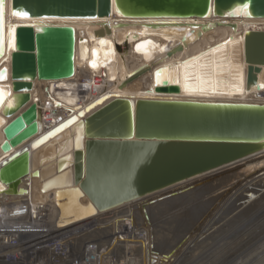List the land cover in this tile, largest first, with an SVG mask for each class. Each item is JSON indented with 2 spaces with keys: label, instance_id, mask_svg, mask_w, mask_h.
<instances>
[{
  "label": "water",
  "instance_id": "obj_1",
  "mask_svg": "<svg viewBox=\"0 0 264 264\" xmlns=\"http://www.w3.org/2000/svg\"><path fill=\"white\" fill-rule=\"evenodd\" d=\"M16 1L25 3L28 16L39 20L36 27L20 26L16 31L17 49L12 54V79L14 84L20 85L25 77L59 81L75 76V30L70 26L50 25L44 22L43 17H109L116 9L124 19L198 21L205 19L213 6L221 15L222 9L231 7L233 0ZM241 1L251 14L250 20L264 21V0ZM2 3L0 40L3 45L0 44V58L5 54L6 32V0ZM104 4L106 11L101 10ZM119 48L118 45L120 51ZM246 60L251 65V78L253 68L259 71L264 66V31L259 32L246 47ZM140 73H133L121 88L127 87ZM163 84L156 88L157 92H179L178 86H169L167 81ZM99 100L44 134H40L41 113L37 103H32L3 129L5 141L1 149L10 154L35 136L40 135L33 141V149L49 142L56 136L54 132L65 125V133L74 132L82 126L79 146L77 138H74V148L70 153L45 166L48 168L55 164L56 169L54 174L47 176L49 180L44 191L58 189L61 204L67 202L66 195H70L83 207L78 209V213L66 210L70 219L105 213L228 165L246 161L264 151V105L116 97L97 107ZM262 159L264 155L253 159L257 161L252 165L234 170L238 172V180L220 193V199L203 213L192 232L209 220L230 190L264 167L263 162L257 166ZM254 167L259 168L246 171ZM30 174L33 178L42 176L37 168L32 170L29 150L1 163L0 182L7 186L5 193H23L21 185ZM57 180L61 183L58 184ZM212 180L204 179L198 185L204 186ZM83 201L86 205L82 204ZM154 202L145 203V211ZM263 206L264 199L254 205L255 212ZM263 236L264 229L242 243L232 256L241 255ZM253 264H264V255Z\"/></svg>",
  "mask_w": 264,
  "mask_h": 264
},
{
  "label": "bare ground",
  "instance_id": "obj_2",
  "mask_svg": "<svg viewBox=\"0 0 264 264\" xmlns=\"http://www.w3.org/2000/svg\"><path fill=\"white\" fill-rule=\"evenodd\" d=\"M17 3L16 0H6L5 54L0 58V73L5 76L0 80V165L12 156L29 150L30 166L32 170L37 168L42 176L33 178L30 174L25 177L21 185L24 192L20 195L6 194L7 186L0 182V202L5 207L8 223L24 229L28 228L25 227L26 220L35 217L60 228L77 227L75 229H80L94 224V227L88 229L89 231L86 229L84 233L88 235L103 233L107 227H100L99 224L103 223V218L112 212L126 210L141 201L166 197L170 192L180 194L183 191L208 186L202 193L200 192L198 200L192 206L190 205L191 207H188V204L170 206L171 211H176L173 213L174 216L187 215L191 218L188 229L190 234L193 235L199 231H191L195 218L198 217L200 220L203 215L202 212L201 215H194L195 210L205 208L211 202L215 204V200L221 197L220 193L229 184L238 180V172L236 173L234 170L252 165L257 161L253 159L263 156L264 151L246 161L228 165L200 178L186 181L105 213H94L70 219L66 210L73 213L83 207L78 203V200L70 195H66L67 202L61 204L58 189L44 191L49 180L47 176L54 174L56 169L55 164L48 168L45 166L70 153L74 148V138H77L79 146L82 138V126H78L74 132L67 131L66 133L64 128L67 125L61 127L54 132L56 136L53 139L37 149L31 148L33 141L40 135L35 136L16 147L10 154L4 153L1 149V145L5 141L3 129L32 103L39 105L40 134L50 131L71 115L77 114L99 99L96 103L97 107L116 97L133 98L134 100L158 99L264 105V66L260 67L259 71H255L253 68V75L250 78L251 65L246 60V47L254 41L259 32L264 31V21L250 20L251 14L247 9L248 14L245 15L244 8L247 6L241 0H233L231 7L222 9L221 15L216 13L213 6L209 15L198 21L124 19L116 9L112 10V15L109 17H43L44 22L50 25L70 26L75 30V76L59 81H41L38 78L25 77L21 80L20 85H16L12 79V54L17 49L16 31L20 26L36 27V23L39 21L32 17L24 19L14 16V12H25L26 4L21 1L18 5ZM106 7L104 4L101 10L106 11ZM237 9L240 10L239 14H236ZM118 45L120 51L117 49ZM138 71L141 73L132 79L127 87L121 88L123 82ZM158 72L160 73L159 82H157L156 75ZM186 77L187 79H185ZM164 81H167L169 86H178L179 92L171 94L157 92L156 88L163 86ZM185 84L189 86L190 90H186ZM56 145H58V149ZM261 163L264 164V159L257 163V166H260ZM255 168L259 167L246 171L252 172ZM207 178L214 180L204 186L198 185ZM60 183L61 181H58V184ZM246 183H248L246 190L264 187V167L250 175L234 189L228 190V194L216 206L211 217L219 210L226 208L225 201L229 197L233 198L238 189ZM241 193L239 194L242 195ZM245 195L247 194L241 197ZM253 198L240 201L241 203L232 210V213H236V218L246 217L255 211L256 208L250 207L247 203L248 201L255 202L256 197ZM82 204L86 205L84 201ZM84 210L86 209L84 208ZM128 210L124 216H127L126 214L132 208ZM200 211L202 210L200 209ZM52 218L55 221H51ZM123 220L117 218L111 222L113 223V227H111L112 239L118 237L119 233L129 232L128 234L136 238L135 241L132 237L131 242L137 248L138 258L136 259L140 262L138 264H148V257L151 253L149 254L150 245L146 234L137 231L131 224L120 223ZM85 234L84 236L87 235ZM112 239L108 243V247H104L106 250L105 253L103 252L104 254L119 253L120 238L115 241ZM258 245L259 247L256 249ZM122 251L123 249L120 250L123 256L125 253ZM263 255L264 236L240 255L239 260L235 261L236 264H253L257 258ZM242 259L244 260L240 261Z\"/></svg>",
  "mask_w": 264,
  "mask_h": 264
},
{
  "label": "rangeland",
  "instance_id": "obj_3",
  "mask_svg": "<svg viewBox=\"0 0 264 264\" xmlns=\"http://www.w3.org/2000/svg\"><path fill=\"white\" fill-rule=\"evenodd\" d=\"M247 184L248 183L243 184L239 188L243 193L238 189L239 193L247 195L241 197L242 195L237 192L238 194L235 193V195H233L234 199L229 197L225 201L227 207L216 212L209 218L205 225L202 226L201 230L199 229V231L193 235L188 231L191 218L187 215L174 216L173 213L176 211H171L170 206L188 204V207H191L198 200L199 194H201L208 186L197 187L186 192L183 191L180 194L170 192L171 194L169 193V195H166L169 196L168 198L154 199L155 202L147 206L146 211L144 206L148 200L141 201L128 208H132L129 213V210L126 209L128 210V214H126L127 216H124V213L126 212L124 209L112 212L109 216L103 218V223L99 224L101 225L100 227H107L103 233L92 235H88L87 233L86 235L84 233L86 229L90 230L91 227H94V224H91V227H88L89 225H87L78 229L81 233H79L77 243L82 245L83 248L88 242L97 240L98 242H101V245L104 247H108V243L112 239L113 233L111 228L113 227V223L111 222H113L114 219L120 218L124 219L120 223H125L126 225L131 224L132 227H135L134 229L146 234L150 245L149 254L151 253L148 257V264H236L240 255L232 256L233 253L242 243H245L250 238L256 236L264 229V206L256 212L254 211L249 216H243L240 219L236 218V213H232V210L241 203L240 201L243 202L248 198V200H251L253 197H256L255 202H247L250 207L254 208L256 203L261 202L264 199V187H257L256 189L250 188L246 190ZM228 200L229 202H227ZM211 205L213 206L214 202L209 203L205 208H200L202 211H200V209L195 210L196 213L194 212V215H201L210 209ZM58 219L60 220V218ZM50 220L55 221L53 218ZM198 220L199 218L196 217L194 220L195 222L191 227H193ZM84 234L87 237L84 236ZM135 239L136 238L133 237V240ZM112 240L115 241V238ZM243 260L244 259L240 261Z\"/></svg>",
  "mask_w": 264,
  "mask_h": 264
},
{
  "label": "built area",
  "instance_id": "obj_4",
  "mask_svg": "<svg viewBox=\"0 0 264 264\" xmlns=\"http://www.w3.org/2000/svg\"><path fill=\"white\" fill-rule=\"evenodd\" d=\"M5 212L0 202V264L140 263L136 259L137 248L131 242L133 236L129 232L119 233L115 237L118 240L120 238L119 253L104 254L106 250L97 240L88 242L82 250V245L77 243L80 233V230L75 229L77 227L60 228L46 220L30 217L25 224L28 228L21 229L8 223ZM121 249L125 253L123 256Z\"/></svg>",
  "mask_w": 264,
  "mask_h": 264
},
{
  "label": "snow or ice",
  "instance_id": "obj_5",
  "mask_svg": "<svg viewBox=\"0 0 264 264\" xmlns=\"http://www.w3.org/2000/svg\"><path fill=\"white\" fill-rule=\"evenodd\" d=\"M239 11L240 10L237 9L236 14H239ZM244 12H245V15L248 14L246 7L244 8ZM13 15L16 17L24 18V19L29 18L28 13H26V12H14ZM2 26H3V3H2V0H0V31H2ZM0 44H2V40H0ZM93 67H95V64H93ZM156 75H157V82H159L160 73L158 72ZM4 78H5L4 74L0 73V80H2ZM185 79H187V77ZM185 88H186V90H190L189 86L187 84H185Z\"/></svg>",
  "mask_w": 264,
  "mask_h": 264
}]
</instances>
